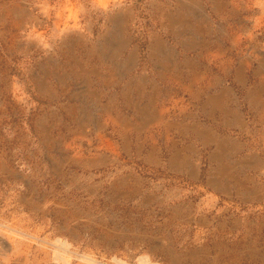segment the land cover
<instances>
[{"label":"rangeland","instance_id":"obj_1","mask_svg":"<svg viewBox=\"0 0 264 264\" xmlns=\"http://www.w3.org/2000/svg\"><path fill=\"white\" fill-rule=\"evenodd\" d=\"M264 264V0H0V264Z\"/></svg>","mask_w":264,"mask_h":264},{"label":"bare ground","instance_id":"obj_2","mask_svg":"<svg viewBox=\"0 0 264 264\" xmlns=\"http://www.w3.org/2000/svg\"><path fill=\"white\" fill-rule=\"evenodd\" d=\"M84 259H85L86 261L92 263V264H97V261H96L95 259L91 258V257H85ZM143 261H144V263H146V264H152L147 258H146V259L144 258ZM66 263L69 264V261L66 260ZM121 264H122V263H121Z\"/></svg>","mask_w":264,"mask_h":264}]
</instances>
